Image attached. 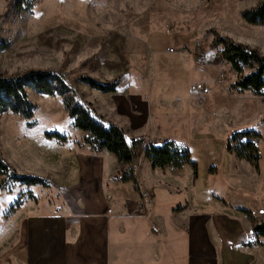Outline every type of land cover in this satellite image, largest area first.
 I'll return each mask as SVG.
<instances>
[{
    "label": "rangeland",
    "instance_id": "1",
    "mask_svg": "<svg viewBox=\"0 0 264 264\" xmlns=\"http://www.w3.org/2000/svg\"><path fill=\"white\" fill-rule=\"evenodd\" d=\"M22 1L0 0V41L9 44L0 50V74L62 75L106 123L122 129L128 139L147 138L135 160L145 158L148 142L186 146L197 164V176L190 166L171 172L167 178L172 190L158 200L161 208L189 206L190 212L176 216L184 230L196 218L205 221L203 216H210L209 223L224 238L214 264L250 263L251 255L246 260L238 252L249 248L245 244L251 232V223L240 210L252 212L256 221L264 220V95L232 89L238 75L213 44L220 35L264 55V25H250L242 18L262 0H34L29 8L20 5ZM81 78L118 81V86L114 95L103 94ZM205 88L209 93L203 94ZM27 95L34 105L33 125L20 116L1 115L0 152L10 154L17 161L14 170L25 176L38 177L20 155L36 154L52 164L57 169L43 173L50 174L46 180L52 185L54 173L64 167L62 159L73 155V143L83 133L72 128L60 96L31 89ZM125 101L130 112L120 107ZM242 130L258 134L252 139L261 157L258 169L227 152V139ZM47 133L67 139L46 138ZM10 184L1 193L0 215L2 207L9 211L17 201L23 203L24 195L42 189ZM130 184L109 183V191L122 199L135 197ZM166 220L175 221L168 215ZM152 227L159 231L154 234L160 233L157 223ZM208 228L211 231V225ZM258 252L254 264H264V248Z\"/></svg>",
    "mask_w": 264,
    "mask_h": 264
},
{
    "label": "crops",
    "instance_id": "2",
    "mask_svg": "<svg viewBox=\"0 0 264 264\" xmlns=\"http://www.w3.org/2000/svg\"><path fill=\"white\" fill-rule=\"evenodd\" d=\"M106 94L114 95L115 92ZM124 103L121 109L126 106L125 111L130 112L128 102ZM138 138L147 139L143 136L133 139ZM78 142L73 143V155L62 159L64 167L62 172L54 173L57 176L53 177L51 187L37 190L36 195L32 194L34 199L24 195L23 203L12 212L4 211L5 206L2 207L0 264H214V260L219 259L224 238L216 232L214 224L209 223L210 216H203L205 221L196 218L184 230L176 216L190 212L189 206H170L166 211L161 208L158 200L172 190L171 180L167 177L176 170L152 169L143 157L134 160L126 169L136 170L135 197L122 199L118 193L115 197L108 185L120 183L114 180L119 171L116 158L106 152L92 154ZM2 156L18 170L17 161L10 154L5 155L2 150ZM20 156L40 178H49L50 174L44 176L43 173L57 169L36 154ZM72 166L73 173H70ZM158 170L165 173L162 178L156 172ZM3 180L4 177H0V184ZM123 184L131 186L130 183ZM140 190L153 197V205L147 214L136 212L135 202ZM7 191V188L0 189V197ZM178 207L182 209L176 211ZM166 215L175 221H167ZM155 223L160 228L159 234H154L158 230L152 231ZM249 235L247 242L254 239L250 231ZM258 241L264 242L262 238ZM261 248L264 246L256 245L238 252L245 254L246 260L251 255L248 260L254 264L253 257ZM167 254L172 255L167 257Z\"/></svg>",
    "mask_w": 264,
    "mask_h": 264
},
{
    "label": "trees",
    "instance_id": "3",
    "mask_svg": "<svg viewBox=\"0 0 264 264\" xmlns=\"http://www.w3.org/2000/svg\"><path fill=\"white\" fill-rule=\"evenodd\" d=\"M31 1L34 0H23L20 5L23 3L29 8ZM242 18L250 25H264V0L257 6L243 12ZM213 46L220 47L219 55L238 75L232 89L239 92L249 91L256 96L264 95V55L255 49L235 43L220 35L216 37ZM8 47V43L0 41V50H6ZM81 81L91 89L103 94L116 92L118 86V81L101 83L91 78H81ZM29 89L51 97L60 96L67 116L71 120L72 128L83 133L78 145L87 147L88 151L95 155L105 152L112 154L119 166V171L114 180L122 183L131 182L135 188L137 187L134 170L131 167L126 169V167L131 166L136 159L137 148H139L143 138L128 139L122 129L111 123H106L95 114L90 104L82 102L62 75L48 71H29L15 77H6L0 74V117L3 114L20 116L29 122V126H32L30 121L33 118L34 105L28 100L27 90ZM262 123L264 124V120ZM257 135L251 130L234 132L227 139V152L258 169V162L261 157L259 149L252 142V139ZM45 137L57 140L67 139L66 136L57 133H47ZM143 155L152 169L180 170L184 166H190L193 177L196 178L197 176V164L191 160L190 152L186 146L172 141H165L160 145L148 142L143 150ZM0 177H4L0 184L1 190H5L10 183L26 186L39 185L42 188L52 186L46 179L17 173L5 161L1 152ZM28 198L34 199L31 193ZM20 205V202L17 201L9 211L12 212ZM181 209L182 207H178L176 211ZM240 211L250 221L251 233L254 236V241H249L245 246H264V242L258 241V238H262L264 241V220L256 221L252 212Z\"/></svg>",
    "mask_w": 264,
    "mask_h": 264
},
{
    "label": "built area",
    "instance_id": "4",
    "mask_svg": "<svg viewBox=\"0 0 264 264\" xmlns=\"http://www.w3.org/2000/svg\"><path fill=\"white\" fill-rule=\"evenodd\" d=\"M166 52L173 53V49L167 48ZM209 93L207 88L203 89V94ZM136 177V172L134 171V178ZM136 212L138 214H147L149 208L153 205V199L144 191H139L138 200L136 201ZM110 213V210H108Z\"/></svg>",
    "mask_w": 264,
    "mask_h": 264
}]
</instances>
